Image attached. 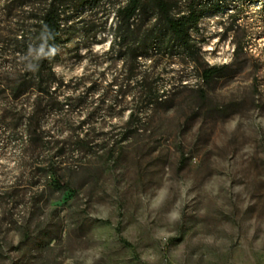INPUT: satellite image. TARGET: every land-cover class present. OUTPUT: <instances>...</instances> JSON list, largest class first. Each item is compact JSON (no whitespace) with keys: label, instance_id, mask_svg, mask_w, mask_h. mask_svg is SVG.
<instances>
[{"label":"rangeland","instance_id":"1","mask_svg":"<svg viewBox=\"0 0 264 264\" xmlns=\"http://www.w3.org/2000/svg\"><path fill=\"white\" fill-rule=\"evenodd\" d=\"M124 1L71 7L53 71L58 100L84 103L40 121L90 149L4 131L32 97L0 82V264H264V0H227L190 32L196 66L224 67L210 83L186 54L140 62L155 98L131 95L108 54Z\"/></svg>","mask_w":264,"mask_h":264},{"label":"trees","instance_id":"2","mask_svg":"<svg viewBox=\"0 0 264 264\" xmlns=\"http://www.w3.org/2000/svg\"><path fill=\"white\" fill-rule=\"evenodd\" d=\"M96 1L15 0L13 3L8 2L1 10L0 82L4 80L12 100L22 96L32 97L30 112L23 119L13 117V124L3 126V130L13 132L22 126L31 144L42 149L54 148L57 156L67 153V150L80 153L92 147L93 140L78 137L73 143L54 141L52 137L45 140L47 133L40 121L44 113L58 115L69 108L77 110L84 103L70 97L58 100L60 86L54 77L53 67L59 61L58 49L65 42L64 36L70 35L67 25L69 10ZM226 2L185 0L184 10H179V0H125L114 7L108 54L123 61L127 76L125 82L132 84L129 93L151 98L157 96L154 82L148 80V68L144 64L139 65L156 56L171 58L186 54L195 64L193 69L203 82L208 84L219 77L224 67L196 66L200 49L196 47L190 32L196 30L207 15L222 11L227 6ZM138 68L144 69L136 73ZM2 74L5 78H2ZM138 74H143L140 80L137 79ZM89 96L87 94L82 98L87 99ZM3 119H0V123H3ZM135 122L132 113L126 126L133 127ZM63 146H66V150L61 151Z\"/></svg>","mask_w":264,"mask_h":264}]
</instances>
